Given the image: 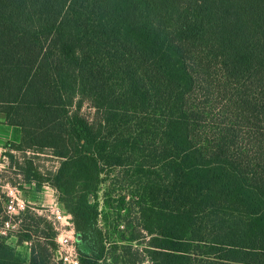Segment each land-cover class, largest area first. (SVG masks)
<instances>
[{
	"label": "trees",
	"instance_id": "trees-1",
	"mask_svg": "<svg viewBox=\"0 0 264 264\" xmlns=\"http://www.w3.org/2000/svg\"><path fill=\"white\" fill-rule=\"evenodd\" d=\"M0 114L22 132L2 159L57 191L81 264L106 259V167L139 187L151 264H264V0H0ZM48 257L0 237V264Z\"/></svg>",
	"mask_w": 264,
	"mask_h": 264
},
{
	"label": "rangeland",
	"instance_id": "rangeland-1",
	"mask_svg": "<svg viewBox=\"0 0 264 264\" xmlns=\"http://www.w3.org/2000/svg\"><path fill=\"white\" fill-rule=\"evenodd\" d=\"M84 110L91 117L95 114L88 104L85 105ZM0 161H2L0 163V184L13 183V186L17 188L24 185L22 174L17 173L16 167L12 166L9 159L0 158ZM35 164L39 166L41 173L46 174L58 169L59 160L53 157L50 152H46L35 158ZM131 175L132 172L127 173L123 168L106 167L103 172V182L97 193L88 194V203L98 212L97 227L105 237L106 259L100 264H151V259L146 251L152 248L156 230H152V232L149 230L152 223L144 218V214L142 215L140 207L142 201L138 196L139 187ZM46 187L53 190L56 201L60 203L59 194L48 184L44 185L41 193L45 192ZM123 198L124 201H122ZM0 214H2L1 211ZM71 223L72 227L69 225L54 226L44 217L27 213L21 230L16 236L19 240L20 236L29 233L31 240L23 242L31 241L32 243L23 244L27 248V253L22 250L18 253L19 256L21 258L25 255L28 257L31 249L42 246L46 247L49 253L46 264H65L67 248L62 247L60 241L62 240L61 235L68 233L73 240L72 243L79 259V251L82 248L78 242V232L72 215ZM8 242L11 245L15 239ZM79 264H81L80 259Z\"/></svg>",
	"mask_w": 264,
	"mask_h": 264
},
{
	"label": "built area",
	"instance_id": "built-area-1",
	"mask_svg": "<svg viewBox=\"0 0 264 264\" xmlns=\"http://www.w3.org/2000/svg\"><path fill=\"white\" fill-rule=\"evenodd\" d=\"M20 189L7 183L0 184V237L8 243L12 239H17V234L21 230V225L27 213L44 217L56 225H69L72 227L71 215L67 214L58 202H54L48 207H38L30 203L20 195ZM60 241L62 247L66 249L65 264H79L78 254L72 243L71 236L62 234ZM31 244L32 242H26Z\"/></svg>",
	"mask_w": 264,
	"mask_h": 264
},
{
	"label": "crops",
	"instance_id": "crops-1",
	"mask_svg": "<svg viewBox=\"0 0 264 264\" xmlns=\"http://www.w3.org/2000/svg\"><path fill=\"white\" fill-rule=\"evenodd\" d=\"M22 140V132L21 129L17 126H12L9 124V116L5 114H0V158H2L3 153L7 150V143H16L19 144ZM20 195L27 199L30 203L38 206V207H48L52 205L56 201L54 192L51 188L46 187L45 192L38 193L34 190H21ZM9 243V242H8ZM14 244V245H13ZM23 244H27L26 242L19 243V240L16 239L11 246L16 250L18 254L22 250L27 253V248L23 246ZM10 245V243H9ZM19 255V254H18ZM27 257L26 255L22 258ZM32 257V249L29 256L24 261L30 263Z\"/></svg>",
	"mask_w": 264,
	"mask_h": 264
}]
</instances>
